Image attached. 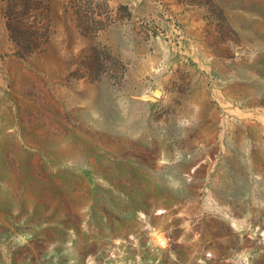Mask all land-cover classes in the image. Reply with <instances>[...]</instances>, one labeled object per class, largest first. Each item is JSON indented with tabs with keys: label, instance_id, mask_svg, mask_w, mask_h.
Here are the masks:
<instances>
[{
	"label": "rangeland",
	"instance_id": "obj_1",
	"mask_svg": "<svg viewBox=\"0 0 264 264\" xmlns=\"http://www.w3.org/2000/svg\"><path fill=\"white\" fill-rule=\"evenodd\" d=\"M0 264H264V0H0Z\"/></svg>",
	"mask_w": 264,
	"mask_h": 264
},
{
	"label": "trees",
	"instance_id": "obj_2",
	"mask_svg": "<svg viewBox=\"0 0 264 264\" xmlns=\"http://www.w3.org/2000/svg\"><path fill=\"white\" fill-rule=\"evenodd\" d=\"M19 16L24 17V14H19ZM10 31L12 33V35L16 38H18L21 41H25V49H28V52H32L35 48H37V45H34V47L31 46L32 43H34L35 39H37V37H39V34L36 32H32L31 27H17V28H11L10 27ZM31 46V47H30Z\"/></svg>",
	"mask_w": 264,
	"mask_h": 264
},
{
	"label": "water",
	"instance_id": "obj_3",
	"mask_svg": "<svg viewBox=\"0 0 264 264\" xmlns=\"http://www.w3.org/2000/svg\"><path fill=\"white\" fill-rule=\"evenodd\" d=\"M162 95L161 90L157 89L155 90L153 97L150 98H144L145 100H149V101H156L158 98H160Z\"/></svg>",
	"mask_w": 264,
	"mask_h": 264
}]
</instances>
